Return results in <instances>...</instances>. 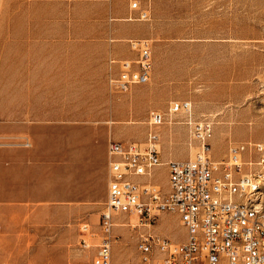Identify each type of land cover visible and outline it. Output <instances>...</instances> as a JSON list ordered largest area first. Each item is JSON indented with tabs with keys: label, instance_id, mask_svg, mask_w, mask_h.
<instances>
[{
	"label": "rangeland",
	"instance_id": "obj_1",
	"mask_svg": "<svg viewBox=\"0 0 264 264\" xmlns=\"http://www.w3.org/2000/svg\"><path fill=\"white\" fill-rule=\"evenodd\" d=\"M22 5L0 0V147L10 146L0 149V264H91L102 236L98 222L107 193L106 144L144 146L150 110L165 118L153 129L159 152L164 126L176 144L179 129L185 130L182 140L190 158L199 147L186 113L168 111L175 100L191 102L193 120L211 122V159L223 157L230 144L264 145V0H150V17L142 22L161 78L153 90H137L152 84L151 72L147 83L125 92L107 85L108 74L117 70L109 62L115 55H103L104 48L97 46L81 47L80 37L61 40L53 66L49 57L37 59L36 65L26 50L23 55L13 50V33L5 27L18 24L20 14L34 12ZM82 10V1H75L76 27L83 25ZM36 19L33 14L30 20ZM33 149L40 159L36 183L41 195L22 198L36 187L34 179L21 181L20 153ZM253 168L261 173L257 194L264 208V163ZM166 173L155 169L152 175L164 189ZM131 217L115 219L111 264H161L139 259L137 238L148 231L174 240L184 237L176 213L161 212L151 226L136 217L133 225ZM83 224L91 233L82 234ZM81 237L88 246H82Z\"/></svg>",
	"mask_w": 264,
	"mask_h": 264
},
{
	"label": "built area",
	"instance_id": "obj_2",
	"mask_svg": "<svg viewBox=\"0 0 264 264\" xmlns=\"http://www.w3.org/2000/svg\"><path fill=\"white\" fill-rule=\"evenodd\" d=\"M142 0H130V8L140 10L138 18L148 19ZM128 44L135 56L118 60L117 74L109 77L113 91L125 92L135 84L147 83L152 67L151 41L131 38ZM170 113H186L190 134L199 144L193 158L169 160L166 189L151 177L153 168L161 165L157 147L158 135L153 129L165 122L164 114L148 112L149 131L144 146L135 142L110 140V176L107 196L99 217L100 243L96 245L91 264H111L110 232L115 216L137 218L151 226L161 212L176 213L184 230L182 240H174L155 231L137 238L136 249L142 262L159 260L161 264H264V211L256 194L260 171L253 168L264 163V145L260 142H238L227 147L217 160L210 158L208 139L212 135L209 121L192 118L189 100L172 101ZM257 159H252V155ZM253 164L252 168L247 164ZM82 234L90 232L87 224ZM83 247L88 245L81 237Z\"/></svg>",
	"mask_w": 264,
	"mask_h": 264
},
{
	"label": "crops",
	"instance_id": "obj_3",
	"mask_svg": "<svg viewBox=\"0 0 264 264\" xmlns=\"http://www.w3.org/2000/svg\"><path fill=\"white\" fill-rule=\"evenodd\" d=\"M24 2L21 7H26L34 12L29 14H20L19 23L12 26L5 27L6 32L13 33L9 36L10 41L13 43V50H18L20 55H23V50H26V55L34 59L32 64L39 62V58L45 56L50 58L51 66H53L58 61L60 44L65 41H61L71 36H77L82 38L80 42L81 47H99L104 48L105 54L110 52L115 55L109 59L112 66H116L115 72H110L107 77V85H109V77L117 74L119 70L118 60L130 59L135 56V52L131 50L128 40L131 38H148L151 41L152 49V79L153 82L150 86L140 87L138 89H143L144 91H151L157 86L161 73L159 67L154 65L153 60V43L151 38L145 36L146 28L144 22L148 19L138 18L140 10H133L130 8V0H20ZM75 1H82L83 13L80 18H82V26L76 27L75 25ZM37 7L42 8V12L38 13ZM141 7L148 10L150 17V0H142ZM35 14V21H31L32 15ZM98 41L97 43L95 41ZM94 42V43H91ZM123 42V43H120ZM67 43V42H66ZM16 55V53H13ZM116 56H118L116 58ZM37 65V64H36ZM54 73V70L51 69ZM151 76V74H150ZM136 85V84H135ZM111 89V88H110ZM112 90V89H111ZM42 110V109H41ZM35 112L39 111V107L34 109ZM158 111V110H157ZM38 125V124H37ZM163 136L161 138L162 148L159 152V157L162 163L169 160H187L190 158V150H188L185 142H183V137L185 136V130L181 127L178 133V143L170 142L168 138L167 127L161 128ZM110 141V140H109ZM106 144V158H107V181L105 183L106 189L108 186V180L110 176L109 160L110 156L108 154V143ZM29 144L21 145L20 148L26 149ZM7 149L10 146H3L0 149ZM29 155H34V158H29ZM22 161L24 164L20 167L21 176L25 177V183L30 184L33 179L35 180V187L31 188L29 193L22 195L20 197L27 198L33 197L37 198L40 189H37L36 178L38 177V164L37 160V149L22 151L20 153ZM28 161V162H27ZM34 162V163H33ZM166 172L167 166L158 165L153 168ZM152 172V175H153ZM166 173V180H167ZM151 177L144 176L138 177V181H149L153 180ZM156 182V181H155ZM27 196V197H26ZM107 196V193H106ZM125 215L115 216V219L123 217ZM123 223V221H122Z\"/></svg>",
	"mask_w": 264,
	"mask_h": 264
},
{
	"label": "bare ground",
	"instance_id": "obj_4",
	"mask_svg": "<svg viewBox=\"0 0 264 264\" xmlns=\"http://www.w3.org/2000/svg\"><path fill=\"white\" fill-rule=\"evenodd\" d=\"M261 174V173H260ZM260 181H261V179H259V182L256 184V194L258 193L257 191H258V189H259V183H260ZM257 200H258V197H257ZM259 205H260V208H261V210H263L264 211V208H263V206L259 203ZM129 221H135L134 220V216L133 217H131V218H129L128 219ZM133 223V225H134V223L135 222H132ZM115 224V223H114ZM86 245H89V244H86Z\"/></svg>",
	"mask_w": 264,
	"mask_h": 264
}]
</instances>
